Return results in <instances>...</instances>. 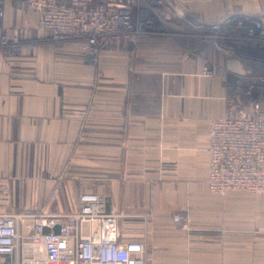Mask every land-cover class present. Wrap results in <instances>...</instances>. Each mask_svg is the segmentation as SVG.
<instances>
[{"label":"crops","instance_id":"obj_1","mask_svg":"<svg viewBox=\"0 0 264 264\" xmlns=\"http://www.w3.org/2000/svg\"><path fill=\"white\" fill-rule=\"evenodd\" d=\"M165 2L167 26L136 54L116 43L96 66L77 41H45L39 15L7 1L9 31L39 43L0 51V215L73 212L81 193L99 192L122 212L123 240L145 242L147 264H264V192L207 185L211 120L249 97L195 30L264 12V0Z\"/></svg>","mask_w":264,"mask_h":264},{"label":"built area","instance_id":"obj_2","mask_svg":"<svg viewBox=\"0 0 264 264\" xmlns=\"http://www.w3.org/2000/svg\"><path fill=\"white\" fill-rule=\"evenodd\" d=\"M7 1L0 0V51L20 53L26 46L33 54L38 41L22 35L17 26L10 32L4 23ZM12 1L17 10L36 12L45 34L56 41L79 42L94 61L114 42H136L171 18L165 0ZM135 11L151 16L138 21ZM195 30L224 53L237 74L233 87L237 85L249 97L247 103L238 101L246 107L228 106L224 115L211 120L208 188L219 194L237 189L263 191L264 12L229 13L210 24L199 22ZM245 48L257 54H242ZM205 64L204 71L210 73L212 62L205 59ZM57 194L54 190L53 196ZM108 205L106 195L83 192L73 212L1 214L0 264H147L145 242L124 241L119 225L122 212L109 210ZM180 218L174 215L176 221Z\"/></svg>","mask_w":264,"mask_h":264},{"label":"rangeland","instance_id":"obj_3","mask_svg":"<svg viewBox=\"0 0 264 264\" xmlns=\"http://www.w3.org/2000/svg\"><path fill=\"white\" fill-rule=\"evenodd\" d=\"M168 11V10H167ZM28 12V10H25L24 11V13H27ZM169 12V11H168ZM135 18H136V20L138 19V21L141 19V20H143V19H148L150 16H151V14L149 13V12H147V11H139V13H138V11H135ZM158 20H159V18H158ZM153 22H155V23H157V21H153ZM166 22H168L167 20H165V22H163L164 23V25L165 26H167L166 25ZM162 23V24H163ZM163 25V26H164ZM16 25H14V26H11L10 28L12 29V28H14ZM156 27H158V29L159 28H161L162 27V25L160 26V24H156ZM146 33H144V34H142L140 37H139V39L135 42V41H130V40H128V41H120V42H114L113 44H111V46L110 47H113V46H115V44L116 43H122V42H125L128 46H127V50H128V52L130 53V54H136V50H137V48H138V45H139V43H140V40L141 39H143L146 35H145ZM45 37V38H44ZM143 37V38H142ZM43 38H44V40L45 41H48V42H54L55 44H56V46H62L61 44H64V42H67V41H56V40H54L49 34H44L43 35ZM33 39H35V40H37L38 38L36 37V38H33ZM199 40V38L197 37L196 38V41H198ZM38 41V40H37ZM38 43H39V41H38ZM81 46V45H80ZM110 47H108V48H110ZM108 48H105V49H102L101 50V52L102 51H104V50H106V49H108ZM81 50H82V53L83 54H88V53H86V52H84L83 51V49L81 48ZM101 52L99 53V55L101 54ZM132 52H134V53H132ZM99 55H96L95 56V58H96V60L94 61V62H96V66H98V58H99ZM259 70H262L261 68H259ZM236 191H250V192H253V193H258V192H264V190L263 191H251V190H246V189H237Z\"/></svg>","mask_w":264,"mask_h":264}]
</instances>
